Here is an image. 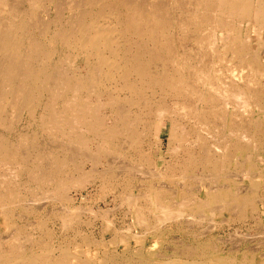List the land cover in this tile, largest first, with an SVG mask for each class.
Instances as JSON below:
<instances>
[{"label": "bare ground", "instance_id": "6f19581e", "mask_svg": "<svg viewBox=\"0 0 264 264\" xmlns=\"http://www.w3.org/2000/svg\"><path fill=\"white\" fill-rule=\"evenodd\" d=\"M61 1L67 6L69 15H65V13L60 10L59 2L61 3ZM63 1L64 0H0V10L4 14L3 17H0V123L2 121L1 115L6 111L8 106H11L14 109L13 113L18 114L23 111L33 112L35 114V110L39 106H42L45 113L47 111H51L52 113L50 115L52 120L46 125V129L52 130L53 133L50 137V143L42 141L38 142L35 141V139L22 138L15 144L16 152H9L12 154L13 160L19 161L23 166L22 172H27L30 175L29 179L26 181L28 186H35L38 188L40 186L39 184L49 185L54 181H58L61 185H69V187L76 184L79 187L84 185L87 187L86 189L91 192L92 189H90V185H95L96 182H99L98 185H95L97 187L96 194L104 195L113 193V190H117L118 188L129 187V183L134 180L137 181L140 179L144 182L153 176L159 177L160 172L153 171L151 168H148L143 164L145 160L141 155L142 145L139 138L140 129L135 125L136 123L131 120L129 115L121 110L122 106L134 104L136 101L140 104L144 102L142 103L144 106L156 107L157 113L159 111L158 115H160V118H166V116L169 117L170 112L167 113L164 111V108L160 105L162 104L161 101H138L136 99L141 94H147L151 97L154 85L160 90H163V88L170 89L175 95L174 97L179 99L184 98L186 101H190L191 99H189V97L195 96L198 98V100L195 99L196 103L203 100L204 105L208 108L202 116L204 119L207 117L206 121H208L209 115L214 118L213 121H223L224 119H227V117H225L224 107L215 96L219 95V97H221L220 94L223 96L222 102H224L227 109L228 103L226 102L229 99V91L223 90V92H220L218 87L209 83L210 79H206V77L204 78L202 71H196V76L199 83L202 82V84L200 83L202 86L208 87V93L205 94L200 91L198 92L195 87H192V84L185 81L183 74L180 72L175 74L177 82L174 83L173 75H171V71L168 70V65L166 63H163L161 66L162 68H165V72L157 74L153 70L155 56L159 54V50H163V48L169 49L170 47L173 37L169 34V30L173 27H178L183 31V27L187 26L186 22L188 20L189 22L195 23L196 27L199 28L200 23L202 22L203 24L205 20L209 18L205 12H198L194 15L187 14V12L183 11V0H176L177 7H181L182 19L183 15L185 19L184 24L182 22L181 24L179 23L180 25L177 23V25L176 21L173 19L171 9L166 8L171 7L169 5V0ZM230 3L229 7L231 8H228V12L230 11V13H232V18L236 21L247 20L245 16L249 9L246 8L242 1L231 0ZM53 4L55 5L54 16H52L53 11H50ZM241 4L244 5V8L241 9L239 13L236 10V7H242L243 5ZM22 5H24V7H22ZM263 6L264 3L260 2V8L258 9L264 13ZM40 11L46 12V15L44 14L46 18L41 19L40 16L43 14H39V17L37 16ZM237 13H239V16ZM34 29L38 32V36L46 39L43 41L42 39L40 40L41 37L35 36ZM259 31L262 32L261 30H258V32ZM187 38H189V35L182 33V40ZM193 39L199 45L203 44V42L199 40L198 35H195ZM45 41H47V43ZM58 43L62 44V47L66 48L67 52L56 59L55 52L57 49L55 46ZM201 46L202 45H200V47ZM241 54L244 55L243 52L238 53V55ZM57 56L59 55L57 54ZM241 58L242 57L240 56L238 60H242ZM234 71L235 70L230 72L233 77H239V79L243 78L239 72L235 73ZM218 72L220 71H217V73ZM46 92H49V94L44 102L43 98ZM217 93L220 94L217 95ZM68 95L70 96L66 99V106L76 112V115L69 120L65 117L66 112L64 109L57 111L55 108L59 105V100ZM233 98L236 100L235 97ZM249 98L250 96L247 98L245 97L246 101H248ZM242 101L240 99V101L237 100L236 102ZM246 103H243L244 105L238 103V106L240 105V108L241 106L246 107ZM235 104L237 105V103ZM176 105L180 106L174 110V113L171 112V121L173 122L177 120L176 116L180 112H176V110H182L183 102L178 101V104ZM107 107L113 110H118L115 112L116 117L113 122H109V120L107 121L104 117L99 116L98 114L101 110L100 108ZM245 107L241 108L243 109V112L241 113L239 120L233 118L235 117V113H232L230 118L228 115V123L231 128L229 127V132L226 137H229V144L231 147L230 154H228L229 156H227V158H230L231 153L235 148L241 149L244 145L242 140L245 141L248 138L244 135L245 127L242 116ZM104 111L107 112L106 110ZM206 124L208 123L206 122ZM212 128H214L215 133L218 134L219 129L215 126V122L212 125ZM89 134L94 135L100 140V143L96 148L91 147L90 142L86 137V135ZM248 141L250 140L247 139V142ZM6 148V143L1 140L0 164L8 163L10 155ZM120 148L123 150L131 149L133 155L139 160L138 163L133 164L123 160L121 156H123L124 153L122 154L119 152ZM221 148V143L216 147H213L212 151L215 153V158L212 160V164H216V159ZM203 152L205 154V161H210L208 160L210 149L205 146ZM259 158L260 157L257 159ZM84 160L93 163V167L86 169L83 166ZM219 162H221V160ZM218 165L216 164V166ZM7 168L9 167L7 166L6 169ZM227 173L228 172H226V174ZM123 176L127 178L124 182H121L119 179ZM234 176L235 175H233V177ZM91 178H94V180H92L89 185L87 184V180ZM194 178L196 177L194 176ZM198 178L201 179L203 176ZM212 179L214 178L212 177ZM216 180L217 179H215V181ZM84 181L86 182V185ZM7 182L10 183L5 176L3 177V175H1L0 184H5ZM175 182L183 186V176L176 177ZM214 184L207 190H199V192H202L204 195L203 197H200V206L204 205V207L201 206V208H210L211 202H222L229 196V191L226 188L227 184L225 186L223 184L222 186ZM199 185L195 187L196 191L199 189ZM159 186L162 185L160 184L158 187ZM170 189L172 190L171 194H175L176 190H173L172 188ZM35 192H37L36 189L34 190V194ZM67 193L68 194L65 192L64 194L66 195L63 196L64 199L70 203L73 200V196L70 192ZM129 195L127 196L129 197ZM131 197L132 196H130V199L133 198ZM58 198L60 197L56 194L45 192L41 197L36 200H30L27 204L29 207H39L44 209L47 204L56 203L59 200ZM81 198L84 201L87 197L86 195L81 194ZM174 198L175 195L168 197V202H171ZM151 199L153 210L160 209L164 214L163 218H158L157 222L164 223L167 218L171 219V217H173L175 221L182 222L184 212H179L173 215L171 212L172 210L168 212V210L165 209L167 207H165L163 202H157L153 196ZM186 201L187 199L182 201L181 206L184 204L183 202ZM178 202L175 204L181 203ZM191 202H193V199H191ZM242 203L243 205H246L248 200L244 199ZM127 204L130 205L129 203ZM220 206L222 207L218 209L216 207L217 212H224L229 209L227 204ZM234 206H236V204ZM81 207L82 206H76L75 208H72L67 205L62 206V211L66 213V215L60 217L68 226L74 228L81 221L78 214V209H82ZM115 208L116 207L113 209ZM212 208L214 207L212 206ZM140 209L141 208L138 207V211ZM211 212L213 213V211L208 213L210 214ZM5 215V211L0 210V217L1 219L5 218V220H3L6 222V227L9 228L10 224L8 223V217ZM199 216L200 215L198 214L197 218L199 220L204 218L201 217L203 216L202 214L200 216L201 218H199ZM189 217H186L187 220H190ZM141 218L139 220H142L141 222L150 229L157 228L159 230L162 228L157 227L160 225L157 224V222L154 224L149 221L146 222L145 217L141 216ZM193 220L194 218L192 217L190 223ZM200 223H202V220ZM0 224V226H2L3 223L0 222ZM67 225H65L66 228ZM237 231L239 232V230ZM72 232H75L73 238L70 239L67 237V240L63 239V241L48 244L44 249L40 248L41 245H36L38 237L33 240L35 236H24L22 235V231L16 230L5 235L0 233V264H255L247 257L249 251H253V247H246L247 253L246 255L243 254V256L242 253L239 252L241 249L239 248V245L256 242L257 246L255 247V250L259 249L260 246L264 248V233L263 236H261V234L260 236H252L250 232L251 237L249 234H247L249 237L240 236L242 239L240 238L239 240L238 238V245L234 242V245L236 246L233 248L232 241V249H228L226 252L227 254L222 253V255L210 256L205 251L206 248L204 246H198V248H196L188 246L187 242V246L184 244L185 247L181 250L183 251V256L182 253H180V249L179 252H173V254H170L169 252L162 254V252L159 253L158 251H155L153 255L151 254L152 258L149 259L147 258L148 256L136 255L137 253L133 252L131 249H127L126 252H124L125 250H122L124 253L121 252V254H118L116 257L112 258V256L108 254L107 258H105V256L103 259L98 258L99 260L94 261V258L96 257H93L90 251L86 248L89 244L88 238L81 232L79 234H76V231ZM201 232L202 231L198 233L201 234ZM260 232H263V230ZM134 235L136 236L137 234ZM78 239L81 242V249L76 248V241ZM38 240L40 241L42 239ZM46 251L50 253L52 252V254H49L48 256L44 255L43 253H47ZM236 253H241L238 257L239 260L235 258ZM183 258H197V260L190 259V261L183 260ZM110 260L113 262L110 263ZM258 264H264V260H259Z\"/></svg>", "mask_w": 264, "mask_h": 264}, {"label": "rangeland", "instance_id": "374dc122", "mask_svg": "<svg viewBox=\"0 0 264 264\" xmlns=\"http://www.w3.org/2000/svg\"><path fill=\"white\" fill-rule=\"evenodd\" d=\"M230 1L231 0H183V11L187 12V14L194 15L198 12H205L209 18L205 20L203 24L201 22L199 28L196 27L195 23L189 22V20L186 22L187 26L183 27V31L178 27L171 28L172 30H169V34H171L173 38L172 42L170 43V47L169 49L163 48V50H159L158 55L155 54L157 56H155L153 65L154 72L158 74L165 72V68H162L161 66L163 63H166L168 65V70L171 71V75H173L174 83L177 82L175 74L180 72L183 74L185 81H188L190 84H192V87H195L198 92L200 91L201 93L203 92L205 94L208 93V87L202 86V82H200V84L196 76V71H202L204 78L206 77V79H210L209 83L213 84L215 87H218L220 92H223V90L229 91V99L226 102L228 103V105L226 104L227 109L224 105V102H222L223 96L220 93H217V95L220 94L221 97H219V95L215 96L224 107L225 117H227V119H224L223 121H213L214 118L210 117L209 115L208 121H206L207 117L204 119L202 116L208 110V108L204 105L203 100L196 103L195 99L198 100V98L195 96H190V101H186L184 98L179 99L174 97L175 95L170 91V89L163 88V90H160L155 85L153 87V93L151 97H149L147 94H141L136 99L138 101H161L162 104L160 105L162 108H164V111L167 113L170 112L169 117L166 116V118H160V115H158L159 111L158 113L156 111L157 108L144 106L142 104L144 102L140 104L136 101L134 104L125 105L121 108V110L125 111L131 120L136 123L135 125H137L140 129L139 138L142 145L141 155L145 160L143 164L148 168H151L153 171L155 170L160 172L159 177L153 176L144 182L140 179L137 181H131L129 179L131 181L129 183V187L120 189L118 188L117 190H113V193H108L109 195L96 194L97 187L95 185H98L99 182H96L95 185L89 184L92 182V180H94V178L87 180V184L91 186V192H89L88 189H86L87 187L84 185L79 187L76 184L69 187V185H61L58 181H54L49 185L39 184L40 186L38 188L35 186H28L26 181L29 179L30 175L27 172H22L23 166L19 163V161L13 160V156L9 152H16L15 144L22 138L35 139V141L38 142L42 141L50 143V137L53 135V133L52 130L46 129V125L52 120V117L50 116L52 113L51 111H47L45 113L42 106L36 108L35 114L28 111H23L20 114L13 113L14 109L11 106L6 108V111L1 115L2 121L0 123V141L3 140L6 143V149H8V154L10 156L8 158L9 164H5L9 168L6 169L7 166L5 164H0V176H5V178L9 180L10 183L7 182L5 184H0V210L5 211V216L8 217V223L10 224V227L7 228L5 225L6 222L4 221L5 218H3V220L0 217V222L3 223L2 226H0V233L2 235L10 234V232L16 230L22 231V235L24 236H35L33 240H35L37 237L38 239H42L40 241L37 239L36 245L39 244L41 245L40 248L44 249V247H47L48 244H54L59 241H63V239L67 240V237L70 239L73 238L75 232L72 231H76V234L81 232L88 238L89 244L86 248L90 251L93 257H96L94 258V261L99 260L98 258L103 259L105 256V258H107L108 254L112 256V258L116 257L124 250V252H126L127 249H131L133 252L137 253L136 255L145 257L148 256L147 258L149 259L152 258V255L155 251H158L159 253L162 252V254L166 252L173 254V252H179L180 249V253H182L183 256V251L181 250L183 247H185L187 242L188 246H193L196 248H198V246H204L206 248L205 251L210 256H216L222 255V253L225 254L228 249H232V244V247L235 248L234 246L238 245L240 238L247 237V234L250 236V232L252 236H260V234L263 236L264 13L258 8H260L259 3H264V0H240L246 6V8L249 9L247 15L245 16L247 19L245 21H236L234 18H232V13H230V11L228 12V8H231L229 7L231 4ZM169 2L171 7L166 8L171 9L173 19L176 21V24H181L182 22L184 24L185 19L184 15L183 19L181 16V7H177L176 0H169ZM244 5L242 7H236V10L240 13L241 9L244 8ZM22 7H24V5H22ZM54 7L55 5L53 4V7L50 10L51 12L53 11L52 16H54ZM59 7L60 10L65 13V15H69V10L67 6L62 3V1L61 3L59 2ZM45 13L46 12L44 11H40L37 16L39 17L41 14H43L40 17L41 19H44L46 18ZM239 13H237L238 16ZM3 16L4 14L0 10V17ZM258 30H261L262 32H258ZM33 31H35V36H38L36 29ZM182 33L188 34L189 38L182 40ZM195 35H198L199 40L203 42V44H200L202 45L201 47L193 39ZM41 39L44 41L46 38L44 39L41 37L40 40ZM45 42L47 43V41ZM55 47L57 49L55 52L56 59L67 52V49L63 48L62 44L60 43L56 44ZM241 52H243L244 55H238V53ZM57 54L59 56H57ZM240 56L242 57V60L239 61L238 59ZM233 70H235V73L239 72L243 78L239 79V77H233L231 75L232 73H230L233 72ZM217 71L220 72L217 73ZM239 93L244 99L245 97L247 98L250 96L249 100H244ZM48 94L49 92L45 93L43 98L44 102ZM69 96L70 95L65 98L62 97L59 100V105L55 107L57 111H61L62 109L65 110V117L67 120L76 115L75 111L66 106L65 102ZM233 97H235L236 100H234ZM240 99L244 102H236L237 100L240 101ZM178 101L183 102V108L182 110H176V112L180 113L176 116L177 120L173 122L171 121V112L174 113V110L180 106L176 105L178 104ZM235 103H237V105ZM238 103L240 105L243 103L247 104L246 107L244 106L246 110L244 109L242 116L245 127L244 135L245 137H248L247 139L250 141L247 142V139L245 140L246 142L242 140V143L244 144L243 147L241 149L235 148L232 151L230 158H227V156H229L228 154H230L231 147L229 144L230 139L229 137H226L230 127L228 123V115L230 118L231 114L235 113V117L233 118L239 120V117L243 112V109L241 108L244 107L241 106L240 108ZM100 109L101 110L98 113L99 116L104 117L107 121L109 120V122L114 121L116 117L115 112L118 111L117 109L113 110L108 107ZM206 122L208 124H206ZM214 122L215 126H217L219 129L218 134L215 133L214 128H212ZM86 137L88 138L92 148H96V146L100 143V140L94 135L89 134L86 135ZM220 143L222 148L219 151L216 164H221L216 166V164H212V160L215 158V153L212 151V149ZM205 146L210 149V155L208 159L210 161L208 162L205 161V154L203 152ZM119 152L122 154L124 153V155L121 156L123 160L133 164L138 163L139 160H137V158L133 155L131 149L123 150L120 148ZM258 157L260 158L257 159ZM220 160L221 162H219ZM83 166L86 169H90L93 167V163H89L88 161L84 160ZM226 172L228 173L226 174ZM193 175L196 178H194ZM233 175L237 176L233 177ZM179 176H183V186L175 182V178ZM202 176L203 178H198ZM212 177L214 179H212ZM126 178L127 177L123 176L120 177L119 180L124 182ZM215 179L217 180L215 181ZM214 182L218 186H222V184L225 186L227 184L226 188L229 191V196L222 202H211L210 208H201L202 205L200 206V197H203L204 195L202 192H199V190H207L214 184ZM160 184L162 186L158 187ZM197 185H199V189L196 191L195 187H197ZM169 187L173 190H176L175 194H171L172 190ZM35 189L37 192L34 194ZM45 192L49 194H56L58 197H60L58 198L60 201L58 200L56 203L52 204L49 203L44 209L39 207H29L27 203L30 200L38 199ZM65 192L66 194H68L67 192H70L73 196V200L70 203L64 199L63 195H66L64 194ZM81 194L86 195L87 197L84 199V201L81 198ZM127 195H129V197ZM173 195H175L174 200L168 202V197H172ZM130 196L133 198L131 197L132 199H130ZM152 196L155 197L157 202H163L165 207H167L165 209L168 210V212L172 210L171 212L173 215L179 212H184L182 222L175 221L173 217H171V219L167 218L164 223L157 222L158 218L162 219L164 214L160 209L153 210V205L151 203ZM190 198L193 199V202H191ZM186 199L187 201L183 202L186 204L181 206L182 201ZM244 199L248 200V203L246 204L247 206L243 205L242 203ZM178 201L181 203L175 204ZM223 204H227L229 209L224 212H217V209L222 207L220 205ZM235 204L236 206H234ZM65 205L72 208H75L76 206H82V209H78V214L79 219L81 220L80 223H83L77 224L74 228L68 226L61 218L63 215H66V213L62 211V206ZM212 206L214 208H212ZM114 207L116 208L113 209ZM138 207L141 208L139 211ZM202 207H204V205ZM210 211H213V213L211 212L209 214L208 212ZM231 212H234V215ZM200 213L203 216H201ZM198 214L204 218L199 220L197 218ZM140 215L145 217L146 222L149 221L150 223L154 224L157 222V224L162 225H158L157 227L162 228L159 230L157 228H148L143 224V222H141L143 219ZM200 216L199 218H201ZM186 217H189L190 220H192L193 217L194 220L190 223V220H187ZM140 218L142 219L141 221L139 220ZM201 220L202 223H200ZM64 224L67 225V228ZM236 229L239 230V232ZM262 230L263 232H260ZM200 231H202L201 234L198 233ZM134 234L139 235L135 236ZM234 242L236 245H234ZM239 246V248H241L239 252H241L242 255H246V247H253V251H249L247 257L255 264H258V261L261 259L264 260V248L260 246L259 249L255 250V247L257 246L256 242ZM80 247L81 242L78 239L76 241V248L81 249ZM47 253L44 252L43 254L47 256L52 254V252ZM241 253L235 254V258L237 260H239L238 257L241 255ZM190 259L197 260V258ZM190 259L183 258V260ZM111 262L113 261L110 260V263Z\"/></svg>", "mask_w": 264, "mask_h": 264}]
</instances>
